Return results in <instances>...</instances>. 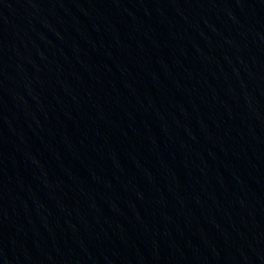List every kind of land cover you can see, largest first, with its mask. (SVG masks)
Returning <instances> with one entry per match:
<instances>
[{"label":"water","instance_id":"1","mask_svg":"<svg viewBox=\"0 0 264 264\" xmlns=\"http://www.w3.org/2000/svg\"><path fill=\"white\" fill-rule=\"evenodd\" d=\"M0 264H264V0H0Z\"/></svg>","mask_w":264,"mask_h":264}]
</instances>
